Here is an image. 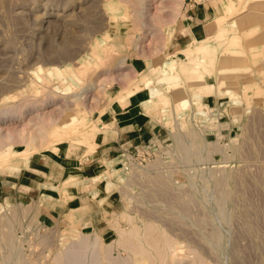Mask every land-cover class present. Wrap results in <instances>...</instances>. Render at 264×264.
<instances>
[{
	"label": "rangeland",
	"instance_id": "374dc122",
	"mask_svg": "<svg viewBox=\"0 0 264 264\" xmlns=\"http://www.w3.org/2000/svg\"><path fill=\"white\" fill-rule=\"evenodd\" d=\"M118 1L0 0V157L16 153L0 164V183L22 172L21 182L44 181L37 167L47 157L64 173L57 187L50 182L55 192H42L51 203L0 189V264H49L80 234L109 243L110 223L122 213L159 226L180 254L190 246L209 264H264V0H232L228 15L227 0H144L147 13L138 18ZM231 20L239 53H215L204 77L210 94L197 95L196 81L163 68L168 55ZM173 56L178 70L183 55ZM170 83L176 87L166 92ZM158 94L168 97L167 110L148 111ZM132 105L141 114L132 120L135 139L104 155L116 124L109 114ZM81 116L88 127L108 128L97 131L96 148L88 154L67 141L53 151L39 123L64 128ZM80 148L76 168L69 159ZM56 200L67 203L62 211L54 212Z\"/></svg>",
	"mask_w": 264,
	"mask_h": 264
},
{
	"label": "bare ground",
	"instance_id": "6f19581e",
	"mask_svg": "<svg viewBox=\"0 0 264 264\" xmlns=\"http://www.w3.org/2000/svg\"><path fill=\"white\" fill-rule=\"evenodd\" d=\"M173 1L175 3L178 2L179 4L182 3L181 0H173ZM144 2H145L144 0H136V1L119 0L117 3H125L126 9H129V7H133V10H128L129 15L130 12L132 11V14H134L138 18L146 15L147 13L146 11L147 4H145ZM234 6L235 5L233 4L232 0H227V2L224 3L223 6L225 10V14L226 15L232 14L234 12L233 10ZM173 12L178 14V9L174 8ZM222 19L221 20L218 19L219 22L225 21V19L223 21ZM219 22H218L219 25L217 26V30L215 34H213V36L208 38H203L201 40H192V42H190V44L186 48L180 49V51L168 55L167 61L163 64V68L165 70L169 72L171 71L173 73H179L182 75L184 79H192L196 81L197 85L194 88H195V93L197 95L210 94L211 93L210 91L214 89L213 85L204 83V77L206 74L209 73L208 64L211 63V61L214 59V55L219 50V48H221V52H228L231 55H235L239 53V51L236 50V47L239 46L240 44V33L236 28V22L234 20H231L226 24L224 23L222 24ZM137 39L138 42L141 41L140 36H138ZM177 53L183 55L184 63L180 66L178 70H175L176 65L172 58L174 57L173 55ZM122 62H120L119 64L121 65ZM119 68H123V67H119ZM118 73H120V71ZM118 73L117 75H119ZM121 73L124 74L125 77L128 76V73H123V72ZM122 74L119 76L123 77ZM175 87L176 84L170 83L166 85L165 91L170 92L171 90L175 89ZM122 95H117V97ZM139 97H141L140 94H136L135 96H133V98L137 99V102ZM121 102L124 103V101ZM148 102H149V107L147 108L148 111L156 107V105H159L161 108L160 112L167 110L170 103L168 97L164 94H158L155 100L149 99ZM174 108H175V112L176 109L177 110L180 109L178 105H176ZM117 119H123L125 124L132 122V119L130 121L127 111H125L122 116L116 118V120ZM39 124L42 126V129H45L47 131V135L49 137V144L51 142L50 146L55 152L56 150L54 149L53 146L60 145L62 143L69 141L73 145L87 147L88 150L86 152L90 154L96 148L97 138L99 135H101L97 131L108 130V128L99 127L100 125H103L105 123H99V124H95L94 126L92 125L88 127L86 123V119L82 116L79 117L78 123L69 125L64 128L56 125L52 121L40 122ZM10 137L12 138V140H14V143L15 142L18 143L17 142L18 139L15 134H11ZM33 141L34 140L30 138V142ZM2 146L3 145L0 141V148ZM28 149H26V152L28 151ZM12 154L14 155L16 153L15 152L7 153L3 157H0L1 159L0 164H6L7 162L9 163L8 160ZM27 154L23 153L19 156H22L23 160L25 161L27 160V156H28ZM19 156L18 158H21ZM73 180H74V176L69 175V177H67V179L64 180L62 184L63 187L67 186V184L68 185L72 184ZM65 188L61 190L62 193L66 192ZM119 220L126 222L127 228L121 225L119 223ZM134 221H135L134 218L130 217L129 214L127 213L120 214L115 221L110 223V225L114 228L116 239H114L109 243L104 242L95 232L80 234L78 238L74 241H71L64 248V250L57 251L49 264H139L140 261L139 259H137L138 257L139 258L141 257L144 264H209V262H207L201 256V254H199L198 251L189 248L190 246L187 248V252L184 254H180L178 251H176L175 240L171 238L164 230L160 229L159 226L145 221H143L141 225H138L134 223ZM214 233L217 234L216 231ZM213 236H217V235H213ZM172 249L173 252L170 251Z\"/></svg>",
	"mask_w": 264,
	"mask_h": 264
},
{
	"label": "crops",
	"instance_id": "0c3cea01",
	"mask_svg": "<svg viewBox=\"0 0 264 264\" xmlns=\"http://www.w3.org/2000/svg\"><path fill=\"white\" fill-rule=\"evenodd\" d=\"M135 106L136 105H132V106H130V108H128L126 110L128 116L130 118V121H131V119L133 120L134 117H138L139 115H141L139 113V111H137L138 109ZM123 114L124 113L109 114L111 121L109 120L108 122L111 124H113V123H116V124L114 126V132H112L110 134V136L108 135V137L106 139V143L103 144V146L106 147V149H107V151L104 153V155L109 154L111 152H114L115 149L118 150V149H124V148L128 147L130 145V142L133 139H135V136H133L135 133V129H134L135 126L133 124V121L129 122L126 126H124L125 128L120 126L118 120L116 121V118L122 116ZM143 126H144V129H146L145 124ZM112 134H113V136H112ZM109 137H111V138H109ZM104 139H102V140L105 141ZM61 145H59V146H61ZM57 149L61 151V147H58ZM65 152H68V151H65ZM83 152L84 151L81 150V148L78 149L77 151H75V150L72 151L73 155L70 157L69 160L74 161L76 168L79 166V163H80L79 160L83 159V156H84ZM57 156H58V158H60L62 160H65L66 158L68 159V157H66L67 155L66 156L62 155V152H60V155L58 154ZM40 167L41 166L37 167V171L39 173L41 172L47 176L44 181L38 182L36 180V178L34 179L32 177V178H30L28 183L21 182L20 179L22 177L23 172L21 174V171H20L21 175L16 177L17 182H15L13 184H5L8 182H7V180H3V182L1 181V183H0V189L11 188L14 191V189L16 188V190L14 191V195L16 197L18 196L19 193H22L24 197H31V198L37 197L39 199L43 198L44 202H50L51 203V201L54 200V199L53 200L50 199L51 195L48 193H42V192H45V191H48V192L54 191L55 192L54 189L51 190L49 188L50 182L52 183L54 188L57 187L58 183H56V181H58L59 178L61 179L63 177L62 175H64V173H61V174L56 173V171L54 170L55 160H52V158H50V157H47V164L43 165L42 168H40ZM17 171H19V170H17ZM31 173L33 174V172H31ZM56 175H58V176H56ZM2 183H4V184H2ZM1 187H4V188H1ZM3 193H4V190H0V194H3ZM76 201H77V197L73 202H68V204L66 202L62 203V201H59L60 203H57V200H56V202H54L55 203L54 206L57 210L54 208V212L55 211L56 212L62 211V208L64 209L66 204L68 206H70L71 204L76 203Z\"/></svg>",
	"mask_w": 264,
	"mask_h": 264
}]
</instances>
